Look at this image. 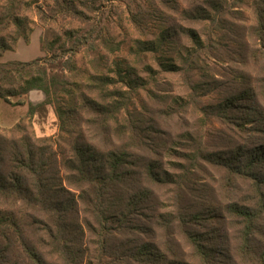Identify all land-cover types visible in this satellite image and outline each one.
<instances>
[{
  "label": "rangeland",
  "instance_id": "374dc122",
  "mask_svg": "<svg viewBox=\"0 0 264 264\" xmlns=\"http://www.w3.org/2000/svg\"><path fill=\"white\" fill-rule=\"evenodd\" d=\"M60 1L61 5L56 0H21L17 11L28 20L27 39H14L13 26L1 32L10 48L0 50V62L41 57L42 69L48 67L47 59L53 60L59 82L74 90L75 111L71 112L72 100L63 91L57 94V101L53 99L46 106L42 117L28 115V104L44 99L41 90L0 97V171L5 174L15 170L14 161L10 162L12 151L26 138L47 147V156L61 175L65 173L62 162L70 155V143L77 134L105 150L111 142L130 147V132L122 140L115 138L116 123L112 121L103 132L94 131L89 123L92 116L79 108L80 94H89V77L106 73L117 78L115 63L122 62L139 78L133 87H121L127 110H123L117 123L125 128L139 123L148 142L143 154L157 158L164 182L154 188L155 196L158 211L174 216L167 234L175 250L194 264H264V218L257 220L253 244L248 249L242 244V221L237 210L230 207L233 203L254 205L251 182L236 176L230 182L221 164L204 160L207 152L224 160L232 151L243 153L244 148L264 143V132L255 130L254 123L246 121L241 125L242 119H237V123L234 117L220 120L214 112L219 104L236 95L240 98L234 105L240 103V107L234 106L231 114L242 116L240 111L246 109L242 105L247 103L244 92L248 89L255 90L258 108L264 110V58L261 41L253 29L255 0ZM3 4L5 0H0V7ZM162 30L170 34V39L161 52L139 50V41H151ZM70 32L73 38H68L66 33ZM88 33L94 50L87 45H73L78 37ZM80 46L68 58L71 52L67 49ZM68 60L74 65L69 66ZM112 89L114 86L109 87ZM100 95L89 94L101 103L109 102ZM57 105L71 108L64 131L55 111ZM152 143L161 145H155L157 157L149 149ZM131 149L134 151V147ZM10 209L19 214L21 206L0 195V213ZM179 213H184L186 219L179 222ZM188 230L208 246L209 258L201 259V263L185 237ZM24 233L29 240H37L40 235L45 238L41 230L35 228L34 232L33 226L24 229ZM1 237L5 240L2 233ZM1 237L0 248L4 249ZM10 238L13 241L3 258L5 263L34 264L26 256L20 236L15 233ZM97 239L85 230L83 258L75 264H136L125 249L116 250L115 238L112 244L108 241L106 252L95 243ZM122 240L126 242L125 237ZM38 249L50 255V262L64 264L51 254L49 246Z\"/></svg>",
  "mask_w": 264,
  "mask_h": 264
},
{
  "label": "trees",
  "instance_id": "16d2710c",
  "mask_svg": "<svg viewBox=\"0 0 264 264\" xmlns=\"http://www.w3.org/2000/svg\"><path fill=\"white\" fill-rule=\"evenodd\" d=\"M56 2L61 5L62 1ZM20 3L21 0H5V4L0 7V33L13 26L16 30L14 39H27L28 20L17 11ZM66 9L69 11L71 8ZM254 13L256 25L253 29L261 41L260 50L264 58V0L254 1ZM66 34L68 38H73L71 32ZM90 34L81 35L73 45H87L94 50L89 40ZM168 34L162 30L151 41H139V50L161 52L163 45L170 39ZM9 48L10 45L0 35V50ZM80 48L81 46L69 47L67 52L71 54L68 58ZM41 60L43 59L38 57L31 61L0 62V97L41 90L44 99L36 104L29 103L28 115L37 114L42 117L46 114V106L53 99L57 101V94L63 91L70 96L73 105L72 111L69 106L70 109L60 105L55 107L61 130L64 131L68 126L67 114L75 111V97L72 95L74 90L59 82V77L54 73L57 67L54 69L53 60L47 59L45 63L48 67L42 69ZM68 63L69 66L74 65L70 60ZM115 65L117 78L106 73H95L88 81L89 94L99 92L101 98H108L109 102L101 103L89 94L82 93L79 108L85 109L92 116L89 123L94 131L103 132L112 121L116 123L113 127L115 138L122 140L130 132V147L111 142V146L105 150L77 134L70 143V155L62 162L65 173L61 175L59 171H55L51 157L47 156V147L36 145L29 138L16 144L10 158V162L14 161L15 165L12 166L15 170L5 174L0 171V195L12 204H20L21 209L19 214L12 209L0 213V237L1 233L5 236V240L1 237L5 247L0 248V264H6L3 258L10 251L13 241L10 234L15 233L20 236L23 250L34 264H54L48 259L50 255L47 256L38 249L42 245L49 246L51 254L62 259L64 264H75L83 258L84 250L81 247L85 230L98 237L95 243H98L102 252L107 251L108 241L112 244V239L115 238L116 250L125 249L124 252L136 264H194L175 250L171 236L167 234L174 223V216H164L163 212L158 211L159 201L154 188L161 186L164 177L159 174L157 158H147L143 154L148 150L143 128L139 123L131 124L128 128L117 123L123 110H127L125 91L121 87H133L139 77L122 62H116ZM5 85L9 87L3 89ZM110 86H114V89L109 90ZM248 90L249 92H244L247 94V103L242 105L246 108L240 111L242 116L231 114L234 106L240 107V103L234 105L240 98L236 95L219 104L214 110L215 115L225 121L234 117V122L237 123V119H242L241 125L246 121L254 123L255 130L264 132V110L258 108L255 90ZM262 93L264 84L261 86ZM155 145L161 146L159 143H152L149 149L157 157ZM242 150L243 153L232 151L224 160L222 156L217 159L216 153L207 152L204 153V160L221 164L226 171V179L230 182L233 176L251 182L254 205H230L237 210L236 215L242 221V244L250 249L253 235L257 231L256 222L264 218V143ZM239 155H243L245 159ZM190 159L195 160L196 157ZM178 218L181 222L186 219V215L179 213ZM30 226H33L34 232L35 228L41 230L45 238L40 235L37 240H29L24 229ZM124 237L126 242L122 240ZM185 237L191 243L193 253L198 256L200 263L201 259L209 258L208 246L198 241L190 230ZM262 257L264 258V253Z\"/></svg>",
  "mask_w": 264,
  "mask_h": 264
}]
</instances>
